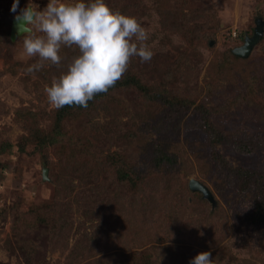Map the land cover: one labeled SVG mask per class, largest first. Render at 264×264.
<instances>
[{"label": "rangeland", "instance_id": "374dc122", "mask_svg": "<svg viewBox=\"0 0 264 264\" xmlns=\"http://www.w3.org/2000/svg\"><path fill=\"white\" fill-rule=\"evenodd\" d=\"M47 2L33 0L40 8ZM106 2L137 17L148 34L151 59L129 61L144 92L107 91L91 114L65 122L72 142L43 148L59 108L45 86L79 49L62 46L59 64L27 72L39 57L23 52L21 36L11 39L13 0H0V264H189L202 251L216 264H264V216L255 203L264 193V33L248 58L239 56L253 70L216 74L223 54L264 21V0ZM27 3L20 0L17 12ZM251 78L263 92H252ZM161 95L186 102L163 106ZM204 98L203 109L213 108L207 116L198 110ZM82 139L90 145H73ZM159 142L178 149V169L167 177L155 166ZM102 150L105 160L107 151L120 153L135 183H121L98 160ZM190 178L209 188L215 205L191 194ZM53 210L54 237L44 219Z\"/></svg>", "mask_w": 264, "mask_h": 264}, {"label": "clouds", "instance_id": "9594fccd", "mask_svg": "<svg viewBox=\"0 0 264 264\" xmlns=\"http://www.w3.org/2000/svg\"><path fill=\"white\" fill-rule=\"evenodd\" d=\"M19 5L20 0H13L10 11L16 14L23 52L39 57L27 72L40 70L44 61L59 64L62 46L75 44L79 49L67 70L45 86L49 103L56 107H87L97 93L121 78L132 57L143 62L153 56L138 18L114 10L106 0H48L43 8L28 0L17 12ZM189 264H216V260L211 251H202Z\"/></svg>", "mask_w": 264, "mask_h": 264}, {"label": "trees", "instance_id": "16d2710c", "mask_svg": "<svg viewBox=\"0 0 264 264\" xmlns=\"http://www.w3.org/2000/svg\"><path fill=\"white\" fill-rule=\"evenodd\" d=\"M159 5H163V4L160 3ZM162 8H164V7L162 6ZM166 8L168 9V10H166V12H170V18L173 19L174 7L172 8V6L167 5ZM183 16L186 18L187 21L189 20L188 14H184ZM173 25H176V23L171 22L170 26L173 27ZM202 29H203V27H202ZM200 32H202V30H200ZM0 34H1L0 35V41L3 39L6 40L5 34L1 33V31H0ZM261 41H263V40H261ZM258 43L254 46V48L257 46H260L262 44L261 42H258ZM263 45L264 44H262V47H263ZM254 48H253V50H254ZM220 60L221 61L218 62V66H217L218 70H219V74L216 73L217 75H221V73H222L221 71L224 69L232 70V68L234 66H237L239 68L241 67V68H244L247 70H249V69L253 70L247 64L246 65H245V63L242 64L245 60L240 58L236 54H234L232 51H228V52L224 53ZM132 66H133V64H129L127 70L125 71V73H123V75L120 78V83H115L107 91L114 89L115 87L119 86L118 88L133 87L137 91L144 92L145 85L143 84V81L140 78V76L134 72L135 70L133 69ZM229 72H231V71H229ZM250 73H251V71H250ZM262 77H263V75H262ZM217 78H219V76L215 77L214 79L216 80ZM249 85H254V87L257 86L256 82L252 78L249 81ZM208 87H209V94L208 95L211 96L212 95L211 94V88H210V86H208ZM261 89H263V87L262 88L261 87H258V88L255 87L254 89H252V92H254V93L257 91L263 92L264 89L263 90H261ZM106 92L97 93L94 96V98L88 102L87 107H81L79 105H64L63 107H59L57 109V111H55L53 114H51L52 127H51V129H49V132L46 135V138H47L46 146L43 147V145H44L43 144L42 147L45 148V147L53 146L56 143L61 142L65 138H67L68 140H70V142H72L73 141V140H71L72 137H68V132L66 130L64 131L65 122L66 121H73L75 119L77 120L80 118L79 116H83L84 114H91L94 111V109H93L94 104L93 103L96 101H99V100H103L106 97V94H105ZM146 93H148V92H146ZM200 94H199V96H200ZM205 98H208V97L206 96ZM205 98L200 103V107L198 110L201 112L204 111L203 115L207 116L209 113V110H213V108H210L209 110H204L205 106L209 104L205 101ZM161 99L163 102V106L167 105V103H170L171 105H175V104L182 105L186 102V100L179 101L177 99H175L173 101L172 98L169 99L165 95H161ZM230 102H232V101H230ZM194 104H195V101H194ZM204 104H205V106H204ZM29 116L31 119L32 118L35 119V121L40 117L39 115H36L35 118L33 115H29ZM40 119L41 118H39V120ZM207 126H208V124H207ZM208 131L211 134L210 138L213 140L215 139V141L218 143L219 142L218 140H220V137L218 135H216V132L214 131V129L208 127ZM223 138L224 137L222 136V139ZM73 145H75V146L77 145L78 146L77 148H82L85 146L88 147V145H90V144H86V142H83V139H82L81 141H75ZM156 149H161L160 150L161 157H157V162H155V166L156 167H164L166 177H167V173L170 175L174 174V172L178 169L177 165L179 164L178 149H176V147H174V146H172V147L168 146V149H166L164 146V142H159L156 145ZM169 149H172V150H169ZM180 150L182 151L183 149H179V151ZM181 151H180V153H181ZM94 155L95 154H92L93 157H94ZM97 155H98V160H100V159L105 160L104 159L105 153L103 150L100 153H98ZM107 155H108V160H105V161L108 163V167H110L116 171V175H117L118 180L121 183H124V182L135 183V178L137 177V172L134 169V167L133 168L130 167L131 165L128 162L126 163V159L120 153H110L109 151H107ZM78 176L81 177L80 174ZM191 179H193V178H190L189 180L191 181ZM190 181H189V185H190ZM197 181H199V180L197 179ZM168 182L170 183V181H168ZM199 182H201V181H199ZM171 184L172 183H170L169 186H171ZM202 184H204V183H202ZM245 186L248 187L247 183H245ZM188 191H190L189 188H188ZM262 191H264V190H262ZM191 194L192 195H198L200 198L202 197L201 195H203V194H201V192H198V191L191 192ZM261 194H262V197H260L255 203L259 209V210H257V212H258V214H260L261 218L263 219V216H264V193H261ZM202 202L208 203V201H205V200H203ZM54 215H55V211L53 210L52 213L50 211V212H48V216L44 217L45 224L47 226H49V229L52 231L51 234L53 235V237L56 236V234L59 232V230L57 229L58 228L57 224H56L57 222H56V218L54 217Z\"/></svg>", "mask_w": 264, "mask_h": 264}, {"label": "water", "instance_id": "95a60500", "mask_svg": "<svg viewBox=\"0 0 264 264\" xmlns=\"http://www.w3.org/2000/svg\"><path fill=\"white\" fill-rule=\"evenodd\" d=\"M263 33H264V21L261 18H259L256 21V27H255L254 34L252 35V37L247 36L245 38L244 44L240 47L235 48L233 50V53L240 57L248 58L254 46L260 41ZM19 36L21 35L17 34L16 22L14 19L12 23V29H11V39L15 40ZM46 177H47V170L44 171V178L46 179ZM190 188L193 191L201 192L204 198L210 201L213 205L216 204L213 193L209 190L207 186H205L201 182L197 181L196 179H191Z\"/></svg>", "mask_w": 264, "mask_h": 264}]
</instances>
